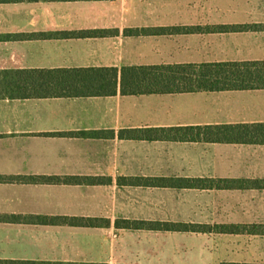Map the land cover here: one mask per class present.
Here are the masks:
<instances>
[{"label": "crops", "instance_id": "obj_1", "mask_svg": "<svg viewBox=\"0 0 264 264\" xmlns=\"http://www.w3.org/2000/svg\"><path fill=\"white\" fill-rule=\"evenodd\" d=\"M263 61L264 0H0L2 78L118 76L110 96L0 98V264H264V144L149 133L264 124V89L122 93L132 68ZM66 177L95 183L42 179ZM161 193L242 209L196 219L156 210Z\"/></svg>", "mask_w": 264, "mask_h": 264}, {"label": "trees", "instance_id": "obj_2", "mask_svg": "<svg viewBox=\"0 0 264 264\" xmlns=\"http://www.w3.org/2000/svg\"><path fill=\"white\" fill-rule=\"evenodd\" d=\"M117 74L108 69L49 71L19 75L15 81L0 76V98L5 97H87L116 94ZM264 89V61L223 63L200 66L139 67L123 71V94L184 93L219 90ZM173 140H238L264 144V124L236 127H187L149 131ZM46 182L65 184L95 183L91 178L66 177L44 179ZM172 181V183H171ZM228 181L201 179L147 180L152 186H189L224 188ZM94 224V221H90ZM127 226H135L128 224ZM175 227V226H174ZM184 230L195 229L183 225Z\"/></svg>", "mask_w": 264, "mask_h": 264}, {"label": "rangeland", "instance_id": "obj_3", "mask_svg": "<svg viewBox=\"0 0 264 264\" xmlns=\"http://www.w3.org/2000/svg\"><path fill=\"white\" fill-rule=\"evenodd\" d=\"M151 151H142L141 154L145 157H148ZM161 156L157 160L158 163H163L165 161L164 158L170 156L171 163H181L184 161L182 159L185 153L181 151H171V155L169 151H159ZM131 153L129 151H125V163L131 159H135V157L129 156ZM168 155V156H166ZM167 159V158H166ZM152 203L156 210L160 211H171L173 213H179L182 215H186L189 217L198 218H207V217H217L219 219H226L230 215L238 216L239 211L242 209V205L236 204H227L222 202H214L209 203L205 200L209 199L206 196H190L184 195L180 193L173 194H155L151 196ZM227 198H216L214 200H225ZM143 206V205H140ZM146 208H149V205H145ZM153 210V207H150Z\"/></svg>", "mask_w": 264, "mask_h": 264}]
</instances>
